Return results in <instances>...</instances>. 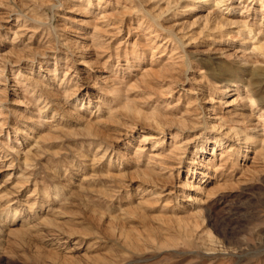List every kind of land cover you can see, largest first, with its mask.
Wrapping results in <instances>:
<instances>
[{"label": "rangeland", "instance_id": "obj_1", "mask_svg": "<svg viewBox=\"0 0 264 264\" xmlns=\"http://www.w3.org/2000/svg\"><path fill=\"white\" fill-rule=\"evenodd\" d=\"M83 1L0 0V68L6 69V75L0 77V125H3L0 126V144H3L0 152L6 151L3 154L7 155L13 152L12 148L20 149L22 141L26 144L21 157L14 153L15 156L7 158H14L12 169L9 163L5 166L6 162L1 168L0 206L4 209L12 206L19 210L20 216L11 223L0 217L1 224L10 232L0 250V264H264V151L260 153V149L253 148L255 145H249L259 135L264 137V120L259 123L255 120L264 112V56L250 57L247 55L250 50L245 55L233 51L223 54L219 44L227 42V37L222 36L215 42L210 41L207 33H202L211 9L199 0H182L180 5L172 7L165 0H91V7ZM257 1L227 0L223 12H227L228 6L233 8L239 16L229 19L246 21L252 36L263 41L264 23L260 24L261 15H256L262 7ZM157 15L161 19L158 17L159 22H154L151 17ZM108 22L116 23L122 32L117 37L104 33L105 49L96 52L90 48L94 28L117 32L103 27ZM151 24H154L152 29ZM239 27L225 29L236 39L228 46L246 39V34L238 33ZM154 29L161 36L157 40L153 37L157 33L152 37L148 34ZM176 35L184 36L182 47L180 43L163 44ZM74 40L81 46H74ZM157 46L161 47L154 55L150 48ZM144 51H148L146 63L124 66V59L133 61ZM109 55H114V60L104 65ZM22 56L26 61L28 58L36 61L28 64ZM85 58L96 61V65L85 67ZM183 62L187 67L178 68ZM253 68L257 73L252 75ZM55 69L58 80L67 72L70 79L77 78L80 87L77 94L82 96L85 106L59 107L67 113L62 124L64 130L48 142L37 143L39 132L47 133L56 123L46 113L39 114L38 99L31 96V91H23L21 79L16 76L21 72L44 78L48 70ZM229 80L242 81L238 82L239 93L221 99L219 84L229 86L226 84ZM58 84L59 81L51 83L52 89H57ZM247 88L255 93L257 104L253 111L246 99ZM231 101L234 105L228 107ZM126 105L160 120L184 115L190 124H195L190 125L187 133H180L185 152L170 163L174 178L158 183L159 190H165V197L156 204L152 201L142 206L139 196H131L141 184V178L136 175L134 182H127L125 188H116L114 200H106L103 190L112 183L107 184L109 178L101 172V161L96 163V172L89 169L94 160L93 147L99 143L96 140L107 143L110 154L115 155L114 148L121 147L127 138L136 139L133 144L136 147L144 132L156 134V130L148 129L147 121L130 114ZM70 110L82 117L70 118ZM189 110L192 113L188 114ZM248 113L252 116L248 117ZM97 117L101 123H94ZM221 117L227 127L233 128L239 123L237 126L243 128L250 140L226 142L208 171L212 181L206 185V193L198 195L185 183L187 171L203 169L198 165L203 158L202 145L219 136L212 126L215 118ZM88 121L94 123L98 137L85 133ZM27 125L34 131L31 133L34 140H24L22 132H28ZM17 129H21L20 134ZM127 132L128 136H122ZM171 133L168 131L163 136L168 144L172 142ZM236 144H241L240 148ZM231 147L240 149L243 155L219 158ZM18 171L29 183L19 184ZM10 173L11 179L4 184ZM192 197L198 199L196 204L189 201ZM45 215L54 219L55 226L40 224ZM32 227L35 229L29 230ZM23 230H28V234L17 237Z\"/></svg>", "mask_w": 264, "mask_h": 264}, {"label": "bare ground", "instance_id": "obj_2", "mask_svg": "<svg viewBox=\"0 0 264 264\" xmlns=\"http://www.w3.org/2000/svg\"><path fill=\"white\" fill-rule=\"evenodd\" d=\"M34 1V0H33ZM75 1V0H74ZM87 2V6L91 7V0H85ZM83 1V2H85ZM140 1V0H139ZM138 1V2H139ZM150 1V0H148ZM147 1V2H148ZM159 1V0H158ZM182 0H165L166 3H168V6L172 7L171 5L176 4L178 5ZM198 1V0H195ZM227 0H199V3L204 4V5H209L211 9V11H209L205 17L206 21H205V25L203 28V34L207 33V36L209 35L211 37L210 41H217L219 42V39L223 38L222 36L227 37V42H220L219 45H221L223 47V49L221 50V52L223 54L233 51L234 54L235 53H244L243 55H245L247 51H249V53H247V55L249 54L250 57L251 56H264V40H258L255 39V35L252 36L253 32L252 29H250V27L248 26V24L246 23V21H238V22H232L231 19H229L230 16H239L233 8H231L230 6L227 7V12L224 14L223 12V7L226 6L225 2ZM251 3H253L255 0H248ZM99 2H101V0H99ZM162 2V1H160ZM164 2V3H165ZM140 3V2H139ZM152 3V2H151ZM241 3V2H240ZM249 3V2H248ZM257 3H259L262 7V9L260 11H256V15H261V23L263 24V13H264V0H259L257 1ZM25 4V3H24ZM161 4V3H160ZM142 5V3L140 4ZM155 5V4H154ZM163 5V4H161ZM180 5V4H179ZM35 7V5H34ZM126 7V6H125ZM164 7V6H163ZM189 7V5L187 6ZM166 8V7H165ZM164 8V9H165ZM251 8V7H250ZM28 9V8H27ZM86 9V8H85ZM190 9H193L192 7ZM126 10V9H125ZM128 10V9H127ZM130 10V8H129ZM128 10V12H129ZM189 10V9H188ZM248 10V9H247ZM176 11V9H175ZM190 11V10H189ZM133 12V11H132ZM134 13V12H133ZM146 13V12H145ZM148 13V12H147ZM156 13V12H155ZM153 13V14H155ZM161 13V12H160ZM184 13V12H183ZM132 14V13H131ZM168 14V11H167ZM104 15V14H103ZM148 15V14H147ZM162 15V13H161ZM228 16V17H224ZM139 16V15H138ZM152 16V15H149ZM154 16V15H153ZM166 17V15H163ZM162 16V17H163ZM100 17V16H99ZM126 17V16H125ZM159 17V19H161L159 15H157V17L155 16L154 18L151 17L154 22L159 19H157ZM101 18V17H100ZM99 18V19H100ZM145 18V17H144ZM164 18V17H163ZM204 19V18H203ZM115 20V19H114ZM124 20V19H123ZM122 20V21H123ZM149 20L151 21V19L149 18ZM99 20H97L98 22ZM95 22V24L97 23ZM120 22V20H119ZM125 22V21H124ZM109 23V22H108ZM121 23V22H120ZM123 23V22H122ZM204 23V22H203ZM94 24V25H95ZM98 24V23H97ZM118 24V23H117ZM131 24V23H130ZM150 24V23H149ZM116 23H109L105 27L106 29H114L117 32H113V31H108V30H102V28H94L95 31H93L92 33V41H91V46L90 48L95 50L96 52L98 51H104V45H106L105 41L107 40V38L105 39L104 37H106V34H109V37L111 35H113L114 37L116 34H120L122 32V28L120 29L119 27L116 28ZM121 27V24H118ZM154 25V24H153ZM153 25L151 24L149 27L150 29H152L151 27H153ZM157 25V23H156ZM234 25H240V29L238 30L239 34L242 35H247L246 39L244 40L243 43L240 44H235L232 46H228L232 43L236 42L235 38H232L231 35L229 34L230 31H225V29L227 27H232ZM253 25V24H252ZM258 25V24H257ZM124 26V25H122ZM255 26V25H254ZM263 26V25H262ZM102 27V26H101ZM114 27V28H111ZM155 27V26H154ZM258 27V26H257ZM24 28V27H23ZM32 28V27H31ZM132 28V27H131ZM147 28V27H146ZM157 28V27H155ZM159 28V27H158ZM149 29V28H148ZM198 29V28H197ZM231 29V28H230ZM227 30V29H226ZM26 31V30H25ZM36 31V30H35ZM150 31V30H149ZM183 31V30H182ZM27 32V31H26ZM37 32V31H36ZM148 32V31H147ZM201 32V31H200ZM258 32V31H257ZM153 33H157L156 36H153L154 39H159L160 34L158 33L157 30L154 29V31L151 30V32H149V36L152 37ZM182 33V32H181ZM199 33V32H198ZM201 33V34H202ZM232 33V31H231ZM263 34V33H262ZM173 35V34H172ZM264 35V34H263ZM108 37V38H109ZM114 37H112L114 39ZM174 37V36H173ZM172 37V39H166V41L163 42V44L168 45L170 42L172 43L173 46H175V43H180L181 47H182V40L185 39L184 36L182 38H179V36H175L174 38ZM186 37V36H185ZM209 37V38H210ZM238 37V36H237ZM144 38V37H143ZM68 39V38H67ZM193 39V38H192ZM195 39V38H194ZM202 39V38H201ZM242 39V38H241ZM70 40V39H69ZM91 40V39H90ZM89 40V41H90ZM255 40H258V42H256ZM75 41V40H74ZM155 42V41H154ZM77 47V45L81 46L79 42L75 41L74 42ZM108 43V42H107ZM155 44V43H154ZM70 45V44H69ZM110 45V44H109ZM108 45V46H109ZM122 45V44H121ZM120 45V46H121ZM153 45V44H152ZM86 46V45H85ZM119 46V48H120ZM162 46V44H161ZM161 46H157V47H152L150 48V51H153L152 54H156L157 50L156 49H160ZM177 46V45H176ZM248 46V47H247ZM250 46V47H249ZM83 47V46H82ZM111 47V46H110ZM163 47V46H162ZM167 47V46H166ZM165 47V48H166ZM73 48V47H72ZM75 48V47H74ZM80 48V47H78ZM145 48V47H144ZM29 49V48H28ZM85 49H89L88 47ZM109 49V48H108ZM106 49V50H108ZM165 50V49H164ZM179 50V48L177 49ZM218 50V49H217ZM79 51V50H78ZM118 51V50H117ZM149 51V53H150ZM174 51H175V47L173 49V53L172 55H170L171 57L174 56ZM110 52V51H107ZM106 51L103 53H107ZM148 51H144L142 54H138L137 57L133 58V61H131L129 58L124 59V66H129V67H133L134 64H138L139 66L141 64L146 63V54ZM81 53V52H80ZM111 53V52H110ZM22 55V54H21ZM102 55V54H101ZM105 55V54H104ZM129 55V54H128ZM162 55V54H161ZM45 56V55H44ZM114 56V55H113ZM112 55H109V57L107 58V60H105L104 65H109V63H111L114 59ZM153 56V55H152ZM185 56V55H184ZM23 57V56H22ZM29 57V56H28ZM155 56H153L152 58H154ZM170 57V58H171ZM176 57V56H175ZM178 57V56H177ZM225 57V56H224ZM57 58V57H56ZM83 58V57H82ZM87 58V57H86ZM84 59L83 61V65L85 67H93V64H95L96 61H91V60H87ZM143 58V59H142ZM151 58V59H152ZM159 58H162V56H160ZM240 58V57H239ZM260 58V57H259ZM24 59V57H23ZM118 62L120 63V58H118ZM158 59V58H157ZM169 59V58H168ZM183 59V58H182ZM262 59V58H261ZM2 60V59H1ZM25 60V59H24ZM95 60V59H94ZM150 60V59H149ZM173 61V59H170V61ZM179 60V59H178ZM185 60L187 61L188 59L185 58ZM3 61V60H2ZM18 61V60H17ZM16 61V62H17ZM26 61V60H25ZM36 61L35 59L30 60L29 58L27 59L26 62H28V64L30 63H34ZM153 61V60H151ZM20 62V61H19ZM5 63V62H4ZM18 63V62H17ZM97 63V62H96ZM152 63V62H151ZM189 63V61L187 62ZM2 64V63H1ZM6 64V63H5ZM177 64V62H176ZM175 64V65H176ZM179 64V63H178ZM96 65V64H95ZM165 65V64H164ZM167 65V63H166ZM256 65V64H255ZM262 65V64H260ZM7 66V65H6ZM22 64L19 63L18 67H21ZM33 66V65H32ZM41 68L43 67L42 65H40ZM169 66V65H168ZM167 66V67H168ZM248 66L247 63H245V67ZM264 66V64H263ZM1 67V66H0ZM166 67V69H167ZM180 69H185L186 63L183 62L181 64H179L177 66ZM190 67V65H189ZM188 67V68H189ZM254 67V65H253ZM3 68V67H2ZM40 68V69H41ZM256 68V66H255ZM253 68L251 71V74H256V69ZM261 68V67H260ZM165 69V68H164ZM165 69V70H166ZM211 69V68H210ZM68 70V69H67ZM57 69H55L54 71L48 70L47 71V76H41L44 78H40V76H37V78L33 77V74H31V76H27L25 74H21V72H18L16 77H20L18 79H21V82L23 84V91H31L32 95L38 99V107H39V114H47V117L50 118L52 121H54L56 123V125L54 126H50V130L47 133H40L38 135L37 138V143L39 141H45L48 142L52 139H54V137H56V135L60 132V130H64L65 127H63V120L67 119L66 115L67 113H63L64 111H62L59 107H65V105L69 106V107H73L76 108L79 104H82V106H85L84 104V100L82 101V96L78 95V81L77 78H71V75L69 76V72L65 73L64 78L63 79H57L56 77H58L57 74ZM69 71V70H68ZM145 71V70H144ZM148 71V70H147ZM150 71V70H149ZM173 71V70H172ZM181 71V70H180ZM185 72V71H184ZM40 73V72H39ZM233 73V71L231 72V74ZM41 74V73H40ZM159 74V73H158ZM177 74V73H176ZM6 75V69L3 68V70H1L0 68V77ZM145 75V73H144ZM31 77V78H29ZM36 77V76H35ZM39 77V78H38ZM46 77H49L46 79ZM72 77H78L73 75ZM145 77V76H144ZM203 77V75H202ZM51 78V79H50ZM213 79V78H212ZM209 77V80H212ZM215 79V78H214ZM213 79V80H214ZM208 80V81H209ZM58 84L57 89L55 88L52 89V85L51 83ZM215 81V80H214ZM232 81V82H230ZM14 82V81H13ZM17 82V81H16ZM57 82V83H56ZM238 82H242V81H238V80H229V82L227 81L226 84L229 83V86H226L225 83L223 84H219V88H220V92L221 95L219 96V98L224 99L225 97L230 96L231 93H239V87H238ZM230 83H232L230 85ZM213 84V83H211ZM19 85V84H18ZM218 85V84H217ZM172 86V85H171ZM176 86V85H175ZM213 87H216V84L213 85ZM54 88V87H53ZM22 89V88H21ZM218 89V88H217ZM170 90V89H169ZM173 90V89H172ZM2 91V90H1ZM167 91V90H166ZM171 91V90H170ZM174 91V90H173ZM261 92V91H260ZM22 93V92H21ZM29 94V93H28ZM27 95V94H26ZM30 95V94H29ZM166 95V94H165ZM245 95H246V99L247 101L251 104V111H253V107L256 106L257 101H255V93L250 90V88H247V90H245ZM24 97V96H23ZM73 97V98H71ZM71 98V99H70ZM198 98V97H197ZM206 99V98H205ZM236 101V100H234ZM233 101V102H234ZM90 103V102H89ZM177 104V103H176ZM223 104V103H222ZM226 104V102H225ZM260 105H262L261 103H259ZM41 105H43V107H41ZM232 101L231 103L228 104V107H232ZM177 106V105H176ZM217 107V106H216ZM205 108V107H204ZM66 109V107H65ZM87 109H90V107H87ZM126 109L130 112V114H132L133 116L142 118L143 120L147 121V125L148 129H153L156 130V134L150 135V133H145L144 135L141 137V139L138 141V144L136 147H134L133 144H136L137 140H129L128 138L123 141L124 143L122 144L121 147L119 148H114L115 149V155H111L110 154V149L111 147L103 142V140H96L97 145L93 147L94 153H93V157L94 160L92 161L91 166L89 165V169H91L92 171H95V166L101 161L102 163V170L101 172H103L108 180V183H112V186H106L105 189L103 190V194L104 197H106V200L112 201L114 200L113 197H115V192H116V188H125V184L129 181L132 183L134 182V175L138 176V178H141V184L136 188L135 190V195L134 193L131 194L132 197L134 196H139L142 206H147L152 204V201L156 203L161 202L162 198L165 197L163 194L165 193V190H159V186L158 183H162L161 181L164 180H172L174 178V173H172L169 169L171 167L170 163L171 161L180 158V154L182 151L185 152V150L183 149L185 147V143L182 142V140H180L181 135L180 133H187L188 131H190V125H195L194 123H189L187 121V118L185 119L184 115H182V117H173V118H165L160 120L159 117L157 118V116L155 115H147L144 114L143 112L132 108L131 105L127 106L126 105ZM193 109V108H192ZM68 111V109H67ZM160 111V110H159ZM169 111V110H168ZM229 111V110H228ZM188 114L192 113L191 110L187 111ZM34 114V113H33ZM155 114V113H154ZM159 114V113H158ZM163 114V113H162ZM161 114V115H162ZM250 114V113H248ZM5 115V114H4ZM192 115V114H191ZM190 115V116H191ZM202 115V114H201ZM68 116L72 119H79L81 118V114L74 112V111H69ZM174 116V115H173ZM248 117L252 116L247 115ZM92 117V116H91ZM120 117V116H119ZM165 117V115H164ZM163 117V118H164ZM172 117V116H170ZM228 117V116H227ZM23 118V117H22ZM25 118V117H24ZM40 118V117H39ZM128 118V117H127ZM258 118V117H257ZM4 119V118H3ZM32 119V118H31ZM214 119V118H213ZM229 119V117H228ZM255 119V118H254ZM256 121L258 120V123L264 120V112L260 115V117L258 119H255ZM70 121V120H69ZM103 121V120H102ZM243 121V120H242ZM246 121V120H245ZM245 121H243L242 123H246ZM3 122V121H2ZM68 122V121H67ZM101 123V120L99 117H97V121H95L94 123ZM192 122V121H191ZM94 123L88 121L87 126H86V131L87 135L89 137H98V133H96V130L94 128ZM237 123L234 122V124ZM248 123V122H247ZM246 123V124H247ZM2 124V123H1ZM51 124V123H48ZM239 125V123H237ZM237 124H235V127H227L225 124L224 119L221 118H215V123H213V131H217L219 134V136H216L215 138L212 139L211 142L209 143H205L202 145V153L201 155L203 156L202 160L200 162H198V165L203 167V169H199V168H195L194 170L188 169L187 171V178L185 180L186 185L189 184V186L193 189V192L195 194H202V193H206V185H208V183H210L212 181V175L211 172H208L211 170V166H213L214 161H215V155L218 153V151H221L224 149V146L226 145V142L232 141L233 139H236V143H240L243 141V143H248L247 141H249L250 139H248V136H246L245 131H243V128L240 129ZM257 124V123H256ZM255 124V125H256ZM138 125V124H137ZM165 125V126H163ZM1 126V125H0ZM3 126V125H2ZM1 126V128H2ZM41 126V125H40ZM67 126V125H66ZM211 126V125H210ZM258 126V125H257ZM160 127H164L161 128ZM166 127V128H165ZM32 127H30L29 125L26 126L25 129H27L28 132H22V135L24 137V140H34V137L31 135V133H34V131L31 129ZM156 128V129H155ZM97 129V128H96ZM253 129V128H252ZM255 129V128H254ZM1 130V129H0ZM172 132L171 133V140L172 142L170 144L165 142V137H163L166 132ZM130 132V131H129ZM129 132H127L125 135L123 134L122 136L126 137L128 136ZM1 133V132H0ZM21 133V129H17V134ZM36 133V132H35ZM66 133V132H65ZM263 135V134H262ZM102 136L103 135H100ZM121 136V137H122ZM251 137V136H250ZM100 138V139H101ZM105 138V137H104ZM123 138V137H122ZM106 139V138H105ZM90 140V139H89ZM119 139H117L116 141H118ZM170 140V141H171ZM240 141V142H239ZM26 142V141H25ZM95 142V141H94ZM249 145H255L253 148L256 149H260L259 152H263L264 151V137H260V135L258 136V140H255L252 142L249 141ZM8 143V142H7ZM5 143V144H7ZM40 143V142H39ZM116 143V142H115ZM110 144V143H109ZM1 145V144H0ZM19 145V143H18ZM25 143L24 141H22V143L20 144V149L18 150H14V148H12V153L10 152L9 154L7 153V155L3 154V152H0V173H1V168H3L4 163L6 162L5 166L8 164L9 169H12L14 167V158L12 157L11 159L7 160V158H9L10 156H12V154L16 155V157L18 156L21 157V152H22V147H25ZM113 145V144H112ZM151 145L152 148H148L147 147ZM237 146H241V144H236ZM3 146V144L1 145ZM0 146V147H1ZM7 146V145H6ZM4 146V149L5 147ZM91 146V145H89ZM120 146V145H119ZM230 147V146H229ZM87 148V147H86ZM232 148V147H231ZM229 149L227 152L225 151V154L222 153L219 158H231L232 156H236L239 155L238 153L242 154L240 149ZM6 150H8V146L6 147ZM249 153V151H247ZM88 153V152H87ZM114 153V152H113ZM131 153V154H130ZM246 153V152H245ZM25 154V153H23ZM29 154V153H27ZM26 154V155H27ZM14 155V156H15ZM33 155V154H31ZM101 155V157H100ZM243 155V154H242ZM211 156V157H210ZM98 157H100V159H97ZM243 157L247 158L246 155H244ZM31 158V157H30ZM23 159V158H21ZM20 160V159H19ZM26 160V159H25ZM220 160V159H219ZM254 160V159H253ZM99 161V162H98ZM222 161V159L220 160ZM31 162V161H30ZM219 162V161H218ZM231 162V161H230ZM28 163V161H27ZM25 163V164H27ZM97 163V164H96ZM220 163V162H219ZM222 163V162H221ZM232 163V162H231ZM29 164V163H28ZM224 164V162H223ZM225 164H227V161L225 160ZM31 165V164H29ZM28 165V166H29ZM219 165V164H218ZM83 166V165H82ZM209 166V167H208ZM215 166V165H214ZM221 167V166H220ZM224 167V166H223ZM160 168L161 171L158 169ZM205 169V170H204ZM222 169V168H221ZM22 170V169H21ZM20 170V171H21ZM5 171V170H4ZM18 171V176L17 178L19 179V184H26L29 183L28 182V178L25 177V175L21 174V172ZM84 172H86L85 169H83ZM91 171V172H92ZM168 171V172H167ZM96 172V171H95ZM214 172V170H213ZM92 176V175H91ZM12 177V173H10L9 175V179L6 180L4 182L7 183V181H9ZM30 177V176H29ZM93 178V177H92ZM85 179V178H84ZM112 179V180H111ZM166 180V181H167ZM87 181V179H86ZM114 183V184H113ZM18 184V185H19ZM90 184V183H89ZM127 185V184H126ZM151 185V186H150ZM153 185V186H152ZM20 186V185H19ZM18 186V187H19ZM21 188V186H20ZM86 188V187H85ZM88 188V187H87ZM117 193V192H116ZM130 193V192H129ZM168 195V194H167ZM9 198V197H8ZM30 198V197H29ZM105 200V201H106ZM198 199L195 198H190L189 201H194V203L196 204V201ZM201 200V199H200ZM7 202H11V200H8ZM199 202V201H198ZM3 203V202H2ZM140 205V204H139ZM166 206V205H165ZM32 208V207H31ZM110 210V209H109ZM20 216V212L18 209L13 208L12 206H7V208H3L0 206V217L1 218H7V222H15L16 219ZM41 225L43 224L46 226H55V221L52 217L46 216L41 218ZM11 223V222H10ZM7 226L6 225H2L0 222V250L3 246V242H5L7 236H8V232L6 230ZM28 229V228H27ZM33 230L35 229L34 227L29 228V230ZM28 230H23L20 233L17 234V237H21L23 235L28 234L27 233ZM32 232V231H31ZM20 239V238H19ZM7 241V240H6Z\"/></svg>", "mask_w": 264, "mask_h": 264}]
</instances>
